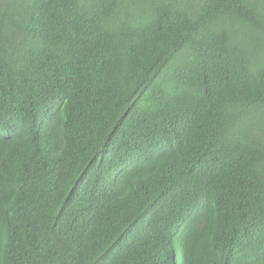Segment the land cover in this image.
<instances>
[{
    "label": "trees",
    "instance_id": "1",
    "mask_svg": "<svg viewBox=\"0 0 264 264\" xmlns=\"http://www.w3.org/2000/svg\"><path fill=\"white\" fill-rule=\"evenodd\" d=\"M0 264H264V0H0Z\"/></svg>",
    "mask_w": 264,
    "mask_h": 264
}]
</instances>
